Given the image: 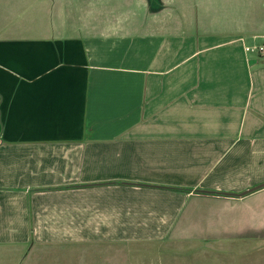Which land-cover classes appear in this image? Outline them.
<instances>
[{
  "label": "crops",
  "instance_id": "1",
  "mask_svg": "<svg viewBox=\"0 0 264 264\" xmlns=\"http://www.w3.org/2000/svg\"><path fill=\"white\" fill-rule=\"evenodd\" d=\"M263 44L264 0H0V264L35 238L142 264L120 209L81 218L68 186L97 182L170 210L155 237L193 243L172 264H264Z\"/></svg>",
  "mask_w": 264,
  "mask_h": 264
},
{
  "label": "rangeland",
  "instance_id": "2",
  "mask_svg": "<svg viewBox=\"0 0 264 264\" xmlns=\"http://www.w3.org/2000/svg\"><path fill=\"white\" fill-rule=\"evenodd\" d=\"M121 182L122 181H120V183ZM90 184L93 185L90 186ZM90 184L80 183V184H71L68 186V188L70 187V189H82V188L92 189L91 193L76 191L77 194L82 193L83 195L89 193V195H85V197L83 196L84 197L83 201H86V203H81L80 201L78 202L79 213H80V209L82 213L81 218H86V216L88 217L90 215L93 216L95 209L98 210V212L100 211L101 214H103V212H106L105 210L106 206H108V210L111 213H113L115 209H120V212L118 214H114V218H112L111 215L112 218L111 229H113L114 231H118L119 233H122L123 231H130V232L144 231L149 235H152V236H148V238L143 239L141 241L132 240L129 243H126L124 241L118 240L114 242V246L122 247L123 244H126V247L128 249H131L128 252L129 253L128 257L130 258V260L134 261V258L136 257L137 259H139V263L142 264H172L173 262L179 263V260L185 255V250L188 247H191V245H193L192 242L186 239L179 240L174 244V242L177 239L171 236L169 228L168 231L164 234L162 239H157L155 235L157 233L159 235L162 234L164 229H166L167 225L161 222L157 224L156 221L158 220L166 221L165 215H167V212L169 213L170 210L168 208L169 211L166 212V210L163 209L165 207L161 206L160 203H139L138 201L140 197V195H138L139 191H136L133 185H130L131 187L126 190L123 196H121V200L123 199L126 202L106 203V199L108 198V195L105 192V188L104 187L102 188V185L109 186V184H114V183L104 184L103 182H97ZM137 184H143V183H137ZM139 188H144V187L140 186ZM45 189L48 190V188ZM52 189L53 188L49 187V190ZM120 195L121 194L119 193V196ZM116 196L113 198L114 201L117 200ZM144 202H146V197L144 199ZM5 204L6 203H3V205ZM31 204L33 206V210H35V208H37L39 205L38 203H29L28 208H30ZM66 204L67 203H62V205L60 206L64 207ZM54 206L56 210V206L59 205H55V203L54 204L52 203L51 207L54 208ZM3 209H4L3 214H5V208ZM184 209L185 208L183 207V210ZM11 212L14 216L16 217L18 216V214H15L13 211ZM161 215L162 217H160ZM95 216H93L94 222L96 220ZM76 218H79V216ZM99 220H105V217H99ZM41 221L43 222L44 220ZM81 221L82 219H80L79 221L75 220V225L77 226L76 231L79 230V222ZM29 228L30 231L33 228L31 218H29ZM53 231L54 228L52 227L49 230H47V232H49L50 235L52 234ZM34 240H36V238ZM34 240L33 243L31 242L28 243V248L26 249V252L20 255L19 264L25 263L23 259L25 258L26 253L31 252L32 250L33 251L31 253L32 254L31 261L29 264H66L65 263L66 256L62 255V250L64 247L63 241L59 244L56 241H39V240L34 241ZM88 244L90 246H87ZM93 244L95 243L93 242ZM104 245H107V243H104ZM76 248H77L76 251H78L79 249L82 251V253H86L87 256L91 255L92 251L97 252L95 253V259L97 260L95 263L101 262V264H105L103 257L106 254V248L103 245L101 246L100 242L97 243V245L93 246L91 245L90 242L70 241L68 247H66V249L69 250H74ZM175 253L178 254L177 258H179V260L174 257Z\"/></svg>",
  "mask_w": 264,
  "mask_h": 264
},
{
  "label": "built area",
  "instance_id": "3",
  "mask_svg": "<svg viewBox=\"0 0 264 264\" xmlns=\"http://www.w3.org/2000/svg\"><path fill=\"white\" fill-rule=\"evenodd\" d=\"M253 49H257L260 53H264V44L258 47H253Z\"/></svg>",
  "mask_w": 264,
  "mask_h": 264
},
{
  "label": "water",
  "instance_id": "4",
  "mask_svg": "<svg viewBox=\"0 0 264 264\" xmlns=\"http://www.w3.org/2000/svg\"><path fill=\"white\" fill-rule=\"evenodd\" d=\"M258 187H260L259 185L258 186H256V187H254L253 189H256V188H258ZM240 194V193H239Z\"/></svg>",
  "mask_w": 264,
  "mask_h": 264
}]
</instances>
